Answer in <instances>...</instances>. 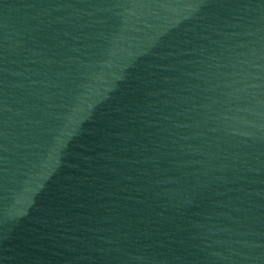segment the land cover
<instances>
[{"label": "water", "instance_id": "obj_1", "mask_svg": "<svg viewBox=\"0 0 264 264\" xmlns=\"http://www.w3.org/2000/svg\"><path fill=\"white\" fill-rule=\"evenodd\" d=\"M0 264H264V0H0Z\"/></svg>", "mask_w": 264, "mask_h": 264}]
</instances>
